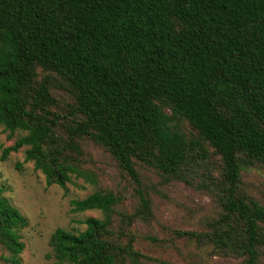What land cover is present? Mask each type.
Returning <instances> with one entry per match:
<instances>
[{"label":"trees","instance_id":"trees-1","mask_svg":"<svg viewBox=\"0 0 264 264\" xmlns=\"http://www.w3.org/2000/svg\"><path fill=\"white\" fill-rule=\"evenodd\" d=\"M0 127L25 148L48 187L98 180L84 143L103 148L131 179L132 212L113 191L72 201L74 213L100 211L83 231L57 229L56 264H172L138 247L162 240L136 226L153 218L137 164L167 183L216 155L218 177L197 187L220 212L190 240L260 264L264 204L242 173L264 166V0H0ZM188 130V131H187ZM0 186V246L21 264L28 220Z\"/></svg>","mask_w":264,"mask_h":264},{"label":"rangeland","instance_id":"rangeland-1","mask_svg":"<svg viewBox=\"0 0 264 264\" xmlns=\"http://www.w3.org/2000/svg\"><path fill=\"white\" fill-rule=\"evenodd\" d=\"M188 131V130H187ZM24 133L9 137L0 127V186L7 188L5 196L28 220L21 232L25 249L20 255L21 264H56L49 242L59 228L83 231L88 218H103L100 211L74 213L72 201L82 200L90 194L113 191L124 199L119 211L132 212L139 200L134 195L135 185L122 172L115 160L103 148L92 142L84 143L88 167L97 176V184L74 179L66 189L48 187L45 176L36 171L33 163H25V148L2 160L4 149L13 146ZM142 188L152 201L153 218L150 223H139L136 228L143 235H150L163 243L139 241L142 252L172 264H244L242 259L230 256L206 242L190 240L177 235L179 232L203 233L209 231L210 223L218 218L220 209L213 197L197 186L208 177H218L221 162L216 155L194 165L184 181L165 182L157 172L137 164ZM242 186L247 193L264 204V166H256L242 173ZM11 254L0 246V264H12ZM143 264H161L145 262ZM260 264H264V259Z\"/></svg>","mask_w":264,"mask_h":264}]
</instances>
